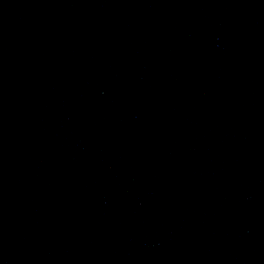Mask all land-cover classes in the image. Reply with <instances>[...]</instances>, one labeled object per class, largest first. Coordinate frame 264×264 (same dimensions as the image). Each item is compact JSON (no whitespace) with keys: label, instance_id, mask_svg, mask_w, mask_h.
Masks as SVG:
<instances>
[{"label":"water","instance_id":"obj_1","mask_svg":"<svg viewBox=\"0 0 264 264\" xmlns=\"http://www.w3.org/2000/svg\"><path fill=\"white\" fill-rule=\"evenodd\" d=\"M0 264H264V0H0Z\"/></svg>","mask_w":264,"mask_h":264}]
</instances>
